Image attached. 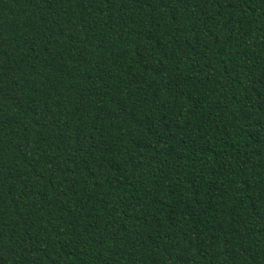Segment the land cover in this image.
<instances>
[{
	"label": "trees",
	"instance_id": "trees-1",
	"mask_svg": "<svg viewBox=\"0 0 264 264\" xmlns=\"http://www.w3.org/2000/svg\"><path fill=\"white\" fill-rule=\"evenodd\" d=\"M0 264H264V0H0Z\"/></svg>",
	"mask_w": 264,
	"mask_h": 264
}]
</instances>
